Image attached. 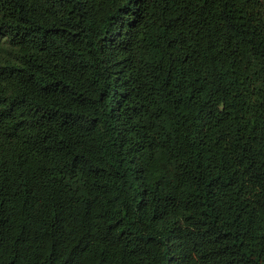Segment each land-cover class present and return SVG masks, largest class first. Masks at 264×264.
<instances>
[{
  "label": "trees",
  "instance_id": "trees-1",
  "mask_svg": "<svg viewBox=\"0 0 264 264\" xmlns=\"http://www.w3.org/2000/svg\"><path fill=\"white\" fill-rule=\"evenodd\" d=\"M0 264H264V0H0Z\"/></svg>",
  "mask_w": 264,
  "mask_h": 264
}]
</instances>
